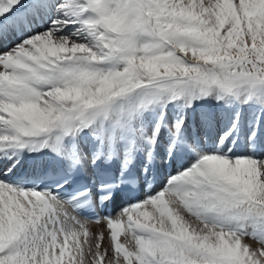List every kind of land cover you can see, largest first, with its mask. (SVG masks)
<instances>
[{
	"label": "rangeland",
	"instance_id": "374dc122",
	"mask_svg": "<svg viewBox=\"0 0 264 264\" xmlns=\"http://www.w3.org/2000/svg\"><path fill=\"white\" fill-rule=\"evenodd\" d=\"M8 1L6 9L14 10L27 0ZM39 1L36 11L44 17L35 25L44 45L27 48L19 35L22 23L13 20L7 33L19 31L16 41L0 44V145L29 127H45L57 137L64 129L73 134L106 114L127 135L138 123L148 146L173 155L182 175L178 184L168 182L171 190L160 204L169 226L163 240L125 229L124 216L112 226L117 228L105 227L107 239L80 223L69 228L55 217L36 221L39 209L30 198L29 205L24 198L10 204L12 195L0 181V207L6 204L0 219L14 213L19 221L12 235L0 237V264H264V149L248 140L258 133L264 139V0ZM56 14L66 24L55 34ZM196 126L201 135L194 138L209 150L202 156L190 134ZM164 133L165 143L159 139ZM183 136L196 152L191 167L179 159ZM244 159L254 161L252 172ZM215 229L244 236L258 248H224Z\"/></svg>",
	"mask_w": 264,
	"mask_h": 264
},
{
	"label": "bare ground",
	"instance_id": "6f19581e",
	"mask_svg": "<svg viewBox=\"0 0 264 264\" xmlns=\"http://www.w3.org/2000/svg\"><path fill=\"white\" fill-rule=\"evenodd\" d=\"M8 2H11V1L7 0V2H5L4 0H0V10L2 11V14L4 15V18L0 19V21H3V20H5L6 17H8L6 19L7 20L6 25L4 26L3 29L0 30V38H1L0 44L2 43V45H4V44L6 45L10 41L11 42L16 41V38L18 37L19 31L17 32V30L15 29L12 31L11 34L7 33V31L9 29L11 20H13L14 22L20 21L22 23V20L16 16V11L21 9V8H26V12L30 18V22L32 23L34 30H33V32H30L23 25V23L18 24V27L20 28L19 35L22 36L21 40L25 41L27 48H35L34 45H37V43L44 45L45 39L42 36L38 35L39 27L35 25V22L42 21L43 17H44L42 12L40 13L38 10L36 11V9L38 7L37 5H40L41 1H39V0L23 1L22 6L14 9V10H13V8H11V10L6 9L7 7L3 3L9 5ZM27 3H32L31 8H29L27 6L28 5ZM34 10H35V12L39 13V14L38 13L35 14V19L37 21L32 19V18H34ZM11 11H15L13 14L14 15L13 19H9L10 18L9 15L12 14ZM47 13H49V12H47ZM52 17L53 16L50 15V18H52ZM107 17H108V19L115 20V17H113V15H111L110 13H107ZM56 18L58 19L57 23H55L54 28H51V29H52L53 33H55V32L61 33L64 30V28H63L64 25L66 24L65 18H63L60 14H56ZM108 19H107V21H108ZM63 22L65 24L63 25L62 28H60L59 26ZM66 22H68L67 26H70V27L72 26V25H70L69 21H66ZM110 24L114 25V24H118V23H116V21H113ZM31 34H33L35 36H32ZM57 39L63 40V41L65 40L64 38H62V36L57 37ZM2 45H1V48H2ZM4 61H6V60H4ZM127 70L128 69H126L124 67V72H127ZM141 103H140L139 107L142 106ZM137 109L138 108H136L134 110V112ZM140 109H142V108H140ZM134 114L132 116V119L134 118ZM108 116L106 114L100 115L99 118L96 120V122H94L90 127H82V126L78 127V129L75 130V132L73 134H69V131L64 129L60 132L59 137L56 136V132H51L48 129H46L45 127L37 128V127L32 126L33 127L32 129L30 127H29V129H27V127L25 125V127H26L25 129H27V130L23 131L20 129V125L17 126L16 128L21 130V132H20L21 135H20L19 139L12 141L10 144L0 145V181L2 183L6 182V184H4V185H7V189H8L7 192H8V194L12 195V198H8V200H10V204L15 203L14 205L17 206L16 203H19V205H20L21 204L20 202L27 201V199L25 197H28V198H30V201L33 204H35L36 207L39 209L38 215L35 216L36 221L38 219L39 220H45L46 219L47 221L48 220L51 221V219L54 220L53 218L55 217L59 223L61 222V223H65L69 226L71 225V227H69V228H73L72 225H74L73 223H75V222L78 224L80 223L81 225H83L82 230L83 229L84 230L85 229L90 230L92 232V234L98 239L99 238H106L107 239V237H106L107 236L106 235L107 230L105 227L107 225H111V226L115 225L117 223V218L119 219V218H122V216H124L125 217V225L127 227V228L125 227V229L130 228V229H133L134 231H138L139 233H142L145 236L155 237L154 240H158V239L163 240V237L167 236L166 233H169L168 232L169 226H168L167 222L165 221V219L159 213L160 212L159 211L160 204L162 205L161 202L164 200V198H167L165 196L167 194H169V192L171 190V187L168 186V182L171 179L174 180L173 183H175V182L177 183V181H178L177 177H179L180 176L179 174H181L179 172L180 168L177 169L179 165H175L176 162L174 160V157L170 153H169L170 155H167L169 157L168 158L167 156H165L166 154L161 153V151L155 150L153 148V146H148V144L145 140L146 137H144L142 129H139L137 126L138 123L135 124L134 127L131 128L132 130H130V131H132L133 134L131 135V133H129L130 134V138H129V134L127 135V133L124 129L120 131V130H118L117 126L111 124ZM12 117H11V119H12ZM110 119H112V118H110ZM7 120H8V122H11V121H9L10 117L7 118ZM12 123H9L10 126L13 125ZM219 123L220 122H218V124ZM221 123H222V121H221ZM185 125H186V123H185ZM189 125L190 124H188V126ZM8 128H10V127H8ZM196 128H199V127L196 126L193 128V130H191L192 132L190 134H191L192 138H194L196 136V132L200 133L201 129L199 128L200 129L199 131L194 130ZM261 130H263V128H261ZM261 130L258 132L261 133ZM3 131L9 132L6 129H3ZM11 131L13 132V129ZM213 131H216L215 128ZM213 131H211V132H213ZM258 132L256 131V133H258ZM210 133H208V134H210ZM9 135H10V133H9ZM33 135H38L39 136L38 139H25L26 136H33ZM200 135H201V133L197 134L196 137L198 138ZM213 135H214V133H213ZM167 136L168 135L166 133H164L160 136L159 139H161L165 143L167 140ZM186 137H187V135H186ZM260 138H261V134L258 133V135L253 136V139H248V140H251V142H252L251 143L252 145H250V146L251 147L254 146L256 148L257 146L259 147V145H260V147L262 146V148L264 149V139H260ZM207 139H208V137H207ZM184 140H186V141L179 143L177 149L179 152L178 155L180 157V158L179 157L178 158L181 159V166L187 167V166H190V162L192 161L193 158H195L194 154L196 152L194 153L190 149V145L188 146L189 141H187V139H185V137H184ZM203 140H204V138H203ZM180 141H181V138H180ZM193 142H195V145L193 143H192V145L195 146L196 150H194L193 148L192 149L194 151H197L198 153H201L200 154L201 156L204 155L205 151H207L208 149L206 148V146H204V142L202 141V139L201 138L200 139L194 138ZM206 143H208V142H206ZM175 144L173 143L172 145H173V147L176 148L177 145H175ZM21 146H27L26 153L24 156H22L23 158L19 155L20 151L17 150ZM246 146H247V144H246ZM250 146H247V147L249 148ZM173 147L171 148L172 151L174 150ZM242 147L245 148V146H243V145H242ZM157 148L158 147H156V149ZM238 148H240V147H238ZM248 148H245V150H247ZM238 151L239 150H237V153H238ZM249 152H250V150H249ZM244 153H246V152H244ZM29 154H31V156H28ZM253 157H254V155H253ZM18 158L22 159L21 163L17 162L19 165L17 163H15V160ZM175 158H176V156H175ZM244 160H242V161H244ZM79 162L82 163V166L86 171V177L89 181H92L94 179V171H96L98 169H100V170H105V169L113 170L115 174L122 175L125 171L129 170L131 167L142 169L143 166L150 164L153 166V168H156L159 171V174H160L159 186L154 190V192L150 196L144 194L140 198L139 201H134L131 198L129 199V197H127L128 193L119 194L114 200V204H113L114 208H113L112 213H110V212L107 213L104 217L105 219H103L100 222H93V221L85 220L81 216L73 213L71 211V209L65 203H63L60 200L53 198L51 195L44 194L41 192H37L34 190H27V189L21 190V189H18L16 187L9 185L10 179L12 178V176H14L15 172H23V171H25V172H38V171H40V169L46 168L50 165H57V164H62L64 166H66L69 170H72L77 166V164ZM244 162L246 164V167H245L246 171L252 172L251 170H253L252 168H253L254 161L245 160ZM263 162H264V159H263ZM181 168H184V167H181ZM187 169H189V167ZM186 174L187 173H185L184 176H186ZM175 180H177V181H175ZM185 181H186V179H185ZM171 185H173V184H171ZM187 185H188V182H187ZM187 185H186V187H187ZM184 187H183L182 191H185ZM182 191H181V194L183 195ZM178 195H179V193H178ZM23 198H24V201H21ZM132 202H135L134 207L132 205L133 204ZM169 202H168V204H169ZM207 202L209 203L210 201L208 200ZM25 203H28V205H29L28 201ZM25 203H23V204H25ZM163 203H164V201H163ZM191 203H192V201H191ZM3 204L0 207V218L2 217V219H3V215H4L3 212L5 211L4 209H6V208H4V207H6L5 206L6 204L5 205H3ZM197 204H195V205H197ZM25 205H27V204H25ZM9 208H10V206H9ZM7 210H8V208H7ZM168 210L170 211V208H168ZM162 211H163V209H162ZM10 212H11V209H10ZM177 212L179 215V220H180V222H182L184 219L183 215L179 212V210ZM142 213L145 214L146 218H145V216L143 217L140 215ZM110 214H112L116 218V220L114 222H109V220L107 219ZM2 219H0V222H1L0 224H2V221H3ZM3 222H5L6 227H4V228H6V229L2 230V228H0V237L1 238H3L4 233L7 236L12 235L13 232H15L17 230V228L19 227V221H18V219H16V215H14V213L11 214L10 216H8L7 219H4ZM121 223L119 225H121ZM121 226H119L118 228H120ZM207 227H206V225L203 226V230L204 231L207 230L208 229ZM77 228H79V227H77ZM121 228H123V227H121ZM214 231L218 235L215 237V241L220 242L219 244H221V246L223 245L224 248H228L230 245H237L241 248V250L244 253L247 252V248L249 245H251V248H258V246H256V244L252 243L251 241L249 242L248 239H246L244 236H235V235L229 236V235H226V233L222 230H216L215 229ZM210 237H212V236H210ZM154 240H152V241H154ZM103 241H104V239H103ZM155 247H156L155 244H152V246L150 247L151 250L153 251V253L155 252L154 255L158 253L157 252L158 247H156L157 249ZM189 252H190V250H189ZM159 254H161V253H159ZM162 255H166V254L162 253L161 256ZM158 256H160V255H158ZM149 263H151V262H149Z\"/></svg>",
	"mask_w": 264,
	"mask_h": 264
}]
</instances>
